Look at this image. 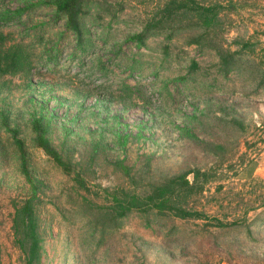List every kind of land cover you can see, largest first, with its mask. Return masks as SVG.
<instances>
[{"label":"rangeland","instance_id":"1","mask_svg":"<svg viewBox=\"0 0 264 264\" xmlns=\"http://www.w3.org/2000/svg\"><path fill=\"white\" fill-rule=\"evenodd\" d=\"M47 1L0 0V264H24L30 198L37 264H264V0H237L199 44L175 18L139 46L164 0H84L83 52ZM34 118L87 191L36 146ZM193 170L207 177L185 204L205 220H113V192Z\"/></svg>","mask_w":264,"mask_h":264},{"label":"trees","instance_id":"2","mask_svg":"<svg viewBox=\"0 0 264 264\" xmlns=\"http://www.w3.org/2000/svg\"><path fill=\"white\" fill-rule=\"evenodd\" d=\"M237 0H164L157 9L158 22L154 20L146 22L140 33L130 38L137 46L151 30L162 29L164 24H169L176 18L177 23L191 21V26L202 30V34L195 40L196 44L207 39L210 34L218 31L221 27V17L225 12H235L238 9ZM84 0H49L43 5L53 8L56 16L64 19V25L68 32L75 37L76 48L80 52L85 51L82 47V30L80 18L85 14ZM240 7V6H239ZM3 39L0 38V47H3ZM221 71L226 75L233 68L229 65L232 54H225L216 48ZM31 129L35 134L36 146L49 160L55 164L65 175H71V180L79 189L87 191L84 180L80 174L74 172L70 165L64 162L58 153L51 147L47 137V128L40 118L31 121ZM17 144L20 146L19 142ZM122 168V167H121ZM124 169V168H123ZM191 174V181L187 175ZM207 177L206 171L193 170L174 176L160 184L154 185L142 195L127 193L124 191L113 192L111 200L114 212L113 220L118 221L128 214L154 213L170 216L181 220L200 219L205 220V213L194 210L185 204L188 199L201 192ZM30 183V182H29ZM16 219L20 227L21 245L25 246L24 264H37L39 257V238L37 233V220L32 206V200H25L16 212ZM217 223L219 220H216ZM232 222L231 224H233ZM229 224V225H231Z\"/></svg>","mask_w":264,"mask_h":264},{"label":"crops","instance_id":"3","mask_svg":"<svg viewBox=\"0 0 264 264\" xmlns=\"http://www.w3.org/2000/svg\"><path fill=\"white\" fill-rule=\"evenodd\" d=\"M263 156H264V153H263ZM263 169V171H264V168H262Z\"/></svg>","mask_w":264,"mask_h":264}]
</instances>
